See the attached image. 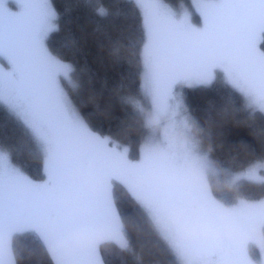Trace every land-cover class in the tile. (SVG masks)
<instances>
[{
	"label": "rangeland",
	"instance_id": "374dc122",
	"mask_svg": "<svg viewBox=\"0 0 264 264\" xmlns=\"http://www.w3.org/2000/svg\"><path fill=\"white\" fill-rule=\"evenodd\" d=\"M133 1L142 11L146 31L142 90L147 106L139 105L138 108L144 114L149 129L144 155L149 160L150 168L144 175V180L149 183L150 188L142 187L137 181L141 163L127 158L130 166L126 167V164L114 157L104 156L101 152L94 151L86 158V175L91 176L96 171L95 158L102 156L122 182L142 190L144 195L132 193L133 197L148 212L157 230L182 264H233L238 258L232 256L227 249L239 248L246 241L251 264H264V223H253L246 231L237 226L229 227L226 223L228 214L234 211L243 213L254 207L257 214L264 211V207H261L264 199L237 200L234 204L226 205L208 193V177L217 173L219 168L210 151L204 149L196 135L183 100L185 88L209 85L220 75L244 96L250 109L264 113V98L259 96L258 84L252 89V93L243 88L244 82L252 77L246 66L237 69V75L241 78L237 82L230 79L221 67L193 66L181 70L191 62L190 53L203 47V42L195 37L193 30H199L203 25L200 10H211L215 0H192L200 17L199 24L193 23V14L185 7L174 10L163 0ZM25 3L27 8L21 21L10 22L7 19L10 14L21 12L17 0H3L5 17L0 12V28H3L5 35L12 34L18 38L17 47L24 57V72L21 75L13 71L7 57L0 56V68L13 74L9 79L8 74L0 73V78L5 80L4 88L18 97L15 103L5 100L0 105L35 135L44 152L47 180L49 167L62 161L66 155V146L60 134L58 119L44 107L38 87L32 81L33 69L49 87L60 113L70 120L69 126L79 129L81 139L88 140L98 134L88 128L70 96L68 106L60 93L56 79L58 75L64 78L67 86H73L74 83L71 65L59 61L47 46L48 36L56 28L52 0H25ZM263 34L261 33V39ZM260 43L261 40H258V51L261 50ZM29 53L31 62L26 60ZM71 109L76 111V116L70 115ZM121 148L126 156L128 149L124 146ZM0 167L11 169L31 180L1 149ZM242 179L264 182V162H257L236 173L232 182ZM20 225H9L6 230L13 233ZM24 227L26 226L21 228ZM31 227L52 246L49 230L39 224H32ZM114 242L121 247L127 245L122 225ZM252 244L260 252L259 262H255L250 253L249 247ZM239 259L242 260L243 257ZM0 264H14L9 248L0 246Z\"/></svg>",
	"mask_w": 264,
	"mask_h": 264
},
{
	"label": "trees",
	"instance_id": "16d2710c",
	"mask_svg": "<svg viewBox=\"0 0 264 264\" xmlns=\"http://www.w3.org/2000/svg\"><path fill=\"white\" fill-rule=\"evenodd\" d=\"M172 9L187 8L199 24L192 0H163ZM56 28L47 46L59 61L71 65L70 98L88 128L128 149L138 160L149 133L142 90L146 31L133 0H52ZM260 48L264 51V34ZM196 135L218 166L208 177V193L223 204L264 199V182L233 176L264 162V113L248 107L244 96L217 75L209 85L183 90ZM0 149L31 180L46 179L44 152L31 130L0 105ZM63 161V160H62ZM113 193L124 228L126 247H101L105 264H182L157 230L148 212L119 181ZM264 237V228H263ZM14 264H57L51 247L31 226L12 233ZM255 262L260 252L249 247Z\"/></svg>",
	"mask_w": 264,
	"mask_h": 264
},
{
	"label": "snow or ice",
	"instance_id": "6c2138e0",
	"mask_svg": "<svg viewBox=\"0 0 264 264\" xmlns=\"http://www.w3.org/2000/svg\"><path fill=\"white\" fill-rule=\"evenodd\" d=\"M17 2L21 12L10 14L7 17L10 22L23 20L27 5L25 0ZM200 11L203 25L193 32L203 42V47L190 53L191 62L181 70L193 66L221 67L230 79L237 82L241 79L237 69L246 66L252 77L244 82L243 88L252 93L258 84L259 96L264 98V51L257 50V41L260 42L261 33H264V0H215L211 10ZM0 12L5 17L3 0H0ZM184 22H187L186 19ZM17 40L12 34L5 35L3 28H0V56L7 57L13 71L23 75L24 57L17 47ZM0 73L8 74L9 79L13 75L3 68H0ZM4 83L5 80L0 78V102L7 100L15 103L18 97L6 90ZM63 131L73 138L70 143L72 149L81 145L79 129L69 126ZM83 163V159L53 163L47 171V180L42 184H36L11 169L0 167V226L39 224L50 230L53 236H72L80 229L98 222L110 210L104 207L101 211L99 206L102 201L91 195L79 179ZM64 202H71L73 208L63 206ZM75 209H83V212L78 213ZM255 209L228 214L227 226H237L246 231L253 223H264V211L257 214ZM247 245L246 241L239 248L227 249L238 258L233 264H251ZM85 254L91 257L88 264H97L93 254L79 251L72 253L68 264H78L73 258Z\"/></svg>",
	"mask_w": 264,
	"mask_h": 264
},
{
	"label": "water",
	"instance_id": "95a60500",
	"mask_svg": "<svg viewBox=\"0 0 264 264\" xmlns=\"http://www.w3.org/2000/svg\"><path fill=\"white\" fill-rule=\"evenodd\" d=\"M72 139L73 138L66 137L67 151L64 161L67 159L84 160L82 174L79 179L82 180L87 191L91 195L98 197L102 201V204L99 206L100 210L103 211V208L106 207L110 211L107 212V214H105L98 222L82 228L77 234L72 235L79 237L81 243L71 249H64L61 247V244L62 242L68 241L69 237L72 236H53L50 234L49 230V238L52 243L51 251L54 254L57 264H68L74 251L91 253L95 256L97 264H105L101 253V247L114 241L115 235L122 225L113 193V181H118L119 177L103 158H97L95 160L96 171L91 176H87L86 158L93 149L97 148V146H89L82 141L81 145L74 150L70 147ZM113 150L116 151V149ZM117 157H120L119 154ZM63 206L69 209L73 208L71 202H64ZM75 211L82 213L83 209H75ZM8 240V236H0V244H2L5 249H8L9 247ZM73 259L77 261L78 264H88L91 257L85 254L74 257Z\"/></svg>",
	"mask_w": 264,
	"mask_h": 264
},
{
	"label": "flooded vegetation",
	"instance_id": "af4514ba",
	"mask_svg": "<svg viewBox=\"0 0 264 264\" xmlns=\"http://www.w3.org/2000/svg\"><path fill=\"white\" fill-rule=\"evenodd\" d=\"M29 50V47H28ZM31 54L29 53V56L27 54V58L26 60L31 62V58H30ZM31 73L33 74L32 77V81L34 82V84L36 85V87H38V91L40 92V99L42 101V104L44 105V107L46 109H48L53 115L56 116V118L58 119L59 122V130H60V134L62 136V138L65 141V149L67 151V140L66 137H71L70 135H68L65 131H63L64 129H66L67 127H69L70 124V120L68 119V117L66 115H62L58 109L57 103L55 98L53 97V94L51 93V91L49 90V87L44 84L42 82V80L40 79V77L37 75L36 71H31ZM57 83L59 85L60 88V93L63 96V99L65 100L66 104L68 105V97L70 96L69 91H68V86L65 84L64 82V78L61 75L57 76ZM48 88V89H47ZM70 106V105H68ZM72 111V112H71ZM70 111V115H74L76 116V111H74V109H71ZM64 121H66L64 123ZM82 141L84 143H86L89 146L95 145L97 146L96 149H93L89 155H91L94 151L95 152H101L104 156H108V157H114L116 158L119 162L126 164V167L130 166L129 161L127 160V155L124 156L122 153V148L119 145H116L113 143V141H111L110 139H107L105 137H102L100 135H96L88 140H84L82 139ZM113 149H116L113 150ZM65 151V154H66ZM119 154V158L117 157V155ZM89 155L87 156V158L89 157ZM97 158H104L102 156H99ZM95 158V159H97ZM129 159V158H128ZM62 160L64 161V157L62 158ZM130 160V159H129ZM60 161L59 163L63 162ZM132 161H137L139 163H141V169H140V173H138L137 175V181L138 183L142 186V187H146V188H150L149 183H147L144 180V175L146 174L147 170L150 168V163L147 157H145L144 152L141 155V157L138 160H132ZM46 181V179H44L43 181H39V184H42ZM124 187H126L128 189V191L132 194V193H139L140 195H144L143 191L140 190L139 188H136L135 186L129 185V184H125L124 182H122L119 178L118 180ZM25 226H31L32 224H24ZM23 224L20 225L19 228H21L22 226H24ZM9 227V225L5 224L0 226V236H8L9 240H8V245H9V249H10V244H11V238H12V233H10L9 231H7L6 229ZM18 228V229H19ZM14 233V232H13ZM1 247L4 248V246L2 244H0Z\"/></svg>",
	"mask_w": 264,
	"mask_h": 264
},
{
	"label": "clouds",
	"instance_id": "9594fccd",
	"mask_svg": "<svg viewBox=\"0 0 264 264\" xmlns=\"http://www.w3.org/2000/svg\"><path fill=\"white\" fill-rule=\"evenodd\" d=\"M81 243V240L79 237L72 236L69 237L68 241L62 242L61 247L64 249H71L73 247L78 246Z\"/></svg>",
	"mask_w": 264,
	"mask_h": 264
}]
</instances>
